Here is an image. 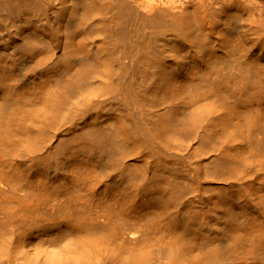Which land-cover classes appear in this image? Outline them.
I'll list each match as a JSON object with an SVG mask.
<instances>
[{"label":"bare ground","instance_id":"1","mask_svg":"<svg viewBox=\"0 0 264 264\" xmlns=\"http://www.w3.org/2000/svg\"><path fill=\"white\" fill-rule=\"evenodd\" d=\"M0 264H264V0H0Z\"/></svg>","mask_w":264,"mask_h":264},{"label":"rangeland","instance_id":"2","mask_svg":"<svg viewBox=\"0 0 264 264\" xmlns=\"http://www.w3.org/2000/svg\"><path fill=\"white\" fill-rule=\"evenodd\" d=\"M46 224V223H45ZM24 227H21L20 230L22 231ZM49 234L45 233L43 230L42 232L36 233L35 235L32 236L31 241L33 244L39 243L40 241L44 240Z\"/></svg>","mask_w":264,"mask_h":264}]
</instances>
